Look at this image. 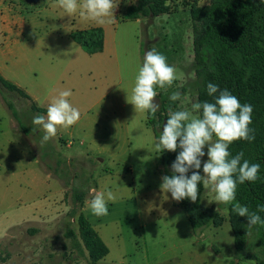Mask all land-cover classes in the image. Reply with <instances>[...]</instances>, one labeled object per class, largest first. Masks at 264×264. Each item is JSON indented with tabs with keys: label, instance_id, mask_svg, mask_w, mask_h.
<instances>
[{
	"label": "rangeland",
	"instance_id": "1",
	"mask_svg": "<svg viewBox=\"0 0 264 264\" xmlns=\"http://www.w3.org/2000/svg\"><path fill=\"white\" fill-rule=\"evenodd\" d=\"M193 2L206 6L210 0H174L167 15L142 23L119 22L113 35L109 33V47L118 52L111 70L81 69L86 59H77L59 44L48 46L57 43L49 40H42L37 50V44L27 43L20 68L9 66L5 75H18L22 90L28 95L37 92L38 102H34L46 111L59 91L71 90L67 99L79 109L80 119L66 129L58 127L56 136L41 145L43 129L33 132L32 120L46 114L35 112L30 100L0 82V245L5 252L0 264H92L79 236L81 210L74 202L75 189L84 190L82 212L109 248L107 257L97 264H259L254 256L264 260L254 233L248 247L236 251L229 214L221 213L225 222L219 228L191 227L171 193L160 189L165 176L160 158L168 152L155 149L160 135L156 136L148 113L135 112L128 102L144 54L152 48L167 57L180 77L171 88L156 87L157 113L165 108L161 118L168 116L169 109H190L199 102L188 5ZM79 16V10L71 15L69 26L75 25L74 20L79 25ZM102 56L109 58L107 53ZM76 62L79 66L73 65ZM174 91L186 97L184 103L169 99ZM154 119L162 134L160 115ZM204 152L202 167L208 159L207 146ZM93 189L116 195L115 202L108 203V215L98 217L90 211ZM213 198L205 190L206 206L226 207L209 203ZM74 210L76 216L70 218ZM69 230L77 241L67 236Z\"/></svg>",
	"mask_w": 264,
	"mask_h": 264
},
{
	"label": "trees",
	"instance_id": "2",
	"mask_svg": "<svg viewBox=\"0 0 264 264\" xmlns=\"http://www.w3.org/2000/svg\"><path fill=\"white\" fill-rule=\"evenodd\" d=\"M173 1L171 0V3ZM164 4L165 0H137L128 7L125 19L143 20L167 15L171 12V7H165ZM188 5L193 21V71L196 75L199 102H214L215 96L207 94V84L213 83L218 85L220 90L228 89L242 104H250L253 107L252 123L249 127L253 130L255 139L235 141L229 146V151L233 157L243 152V159L260 164L259 178L255 182L246 181L244 184H238L236 191L235 202L255 212L258 205H264V3L260 0H210L206 6H199L195 2ZM70 37L88 55L104 51L105 31L101 27L76 30ZM0 82L11 91H17L31 100L27 94L1 75ZM32 106L35 112L47 114L45 109L38 108L33 103ZM159 112L155 116L160 115V123L163 125L164 120L168 118L167 115L161 118L165 108ZM13 114L18 119L15 111ZM148 115L149 123L153 124L158 137L160 134L155 125V116ZM179 151L180 149H177L176 152L168 151L161 155L160 163L164 167L165 176L173 174L171 165ZM192 171L194 170L189 171V176ZM199 172L203 175L202 164ZM204 193L205 189L201 185L195 203L189 199L176 201V204L185 211L194 230L219 228L225 222L223 215L216 211L217 208L208 207L203 203ZM73 198L74 202L79 203L81 210L77 218L81 242L88 252L91 263L97 264L107 257L109 248L82 212L84 190L75 189ZM228 208L236 251L243 252L254 233L264 256V225H256L250 229L247 226V217L236 215L231 211V205H228ZM76 211L72 212L70 218L76 216ZM258 214L264 219V212ZM67 236L74 237L77 241L73 230H69ZM3 253L5 252L0 245V260L3 259L1 256ZM254 259L259 264H264V260L256 256Z\"/></svg>",
	"mask_w": 264,
	"mask_h": 264
},
{
	"label": "clouds",
	"instance_id": "3",
	"mask_svg": "<svg viewBox=\"0 0 264 264\" xmlns=\"http://www.w3.org/2000/svg\"><path fill=\"white\" fill-rule=\"evenodd\" d=\"M260 2L264 3V0ZM57 6L69 16L79 10L83 19L103 25L115 21L114 9L118 4L115 0H83L80 4L78 0H57ZM164 6L171 7V0H165ZM178 78L180 77L176 68L168 64L167 57L152 48L144 54L130 100L127 97L128 102L134 105L135 112L155 116L160 108L154 102L158 95L156 87L165 90L171 88ZM207 94L215 96L214 102H195L190 109H169L163 132L155 142V149L159 152H176L177 149L180 151L171 165L173 174L162 177L160 189L164 193H171L172 199L176 201L189 199L195 203L202 185L203 189L214 194L213 201L209 203L226 205L223 209L218 207V213L228 215L227 205H231L232 212L247 217L248 228L264 225V219L258 214L264 212V205H258L257 211L253 212L247 206L235 202L237 185L246 181L255 182L259 178L260 164L243 159V152L233 157L229 151V146L235 141L255 139L253 130L249 127L252 123L253 107L242 104L228 89L220 90L213 83L207 84ZM71 95V90L59 91L51 100L47 114L33 117L32 131L36 132L39 128L44 132L41 145L56 136L58 127L66 129L79 121V109L73 107L67 99ZM169 99L184 103L186 97L180 91H174ZM205 146L208 159L203 162L201 175L199 170L201 158L205 156ZM190 170L194 171L189 176ZM90 196L88 207L98 217L108 215V203L116 200V195L111 190L105 192L93 189Z\"/></svg>",
	"mask_w": 264,
	"mask_h": 264
},
{
	"label": "crops",
	"instance_id": "4",
	"mask_svg": "<svg viewBox=\"0 0 264 264\" xmlns=\"http://www.w3.org/2000/svg\"><path fill=\"white\" fill-rule=\"evenodd\" d=\"M79 1L80 0H78V2ZM115 2L118 4V6L116 7V9H114L115 21L113 23H106L100 25L93 21L85 20L81 16H79V25H77V21L74 20L75 25L72 24L71 26H69L71 16L65 13L62 8L57 6V0H44L41 4L36 6L29 5L24 0H0V75L9 82L13 81L14 85H16L21 91L27 94L24 90H22L25 87H23V83L19 76L11 73L12 77H9L5 75V72H9L11 68H9V66L12 64H16L17 67L21 65V61H23L24 58L27 56H25L27 50V43L37 44L35 46V50H37V47L41 46L42 40L56 41L57 43L55 45L48 46L55 47L57 46V44H59L64 48L66 52H74V54H76L77 56V59H86L87 65L82 63L81 69H90V73L91 70L98 71V69L107 68L111 70L114 64H116L117 62L116 58L118 52L116 49H111L109 47V33L113 35L112 29L115 28V26L119 24V22L122 24L129 22H143V20L140 19H125L128 7L134 4L136 2L135 0H115ZM92 27H101L104 29L105 48L103 52L90 56L82 48L81 49L83 52L78 48H73L75 46H73L72 42H70L73 41L70 37V34L74 30L80 31ZM73 43L76 42L73 41ZM71 48L74 50H72ZM106 53L107 55H109L108 59L102 56ZM112 53H114V57H112ZM87 57H97L100 59V61L92 62V60ZM73 65L79 66V63L76 62L73 63ZM70 68L71 66L68 67V70ZM79 70L80 69L78 68V71ZM22 74H24V70L22 71ZM25 90L27 91V89ZM29 95L33 98V101ZM29 95L28 96L31 98L30 101L36 105L39 96L37 95V92H35L34 95H31L29 93ZM59 195L61 198V191L59 192ZM85 206L86 205L84 204L83 209H85ZM56 207H60V205L57 204ZM53 211L51 212L56 213L55 210Z\"/></svg>",
	"mask_w": 264,
	"mask_h": 264
},
{
	"label": "water",
	"instance_id": "5",
	"mask_svg": "<svg viewBox=\"0 0 264 264\" xmlns=\"http://www.w3.org/2000/svg\"><path fill=\"white\" fill-rule=\"evenodd\" d=\"M27 4L29 5H32V6H36V5H39L41 4L44 0H24ZM166 119L164 120V123H163V127L164 125L166 124Z\"/></svg>",
	"mask_w": 264,
	"mask_h": 264
}]
</instances>
